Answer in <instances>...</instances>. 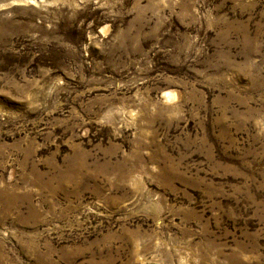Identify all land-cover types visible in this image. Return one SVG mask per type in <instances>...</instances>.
<instances>
[{"label": "rangeland", "instance_id": "1", "mask_svg": "<svg viewBox=\"0 0 264 264\" xmlns=\"http://www.w3.org/2000/svg\"><path fill=\"white\" fill-rule=\"evenodd\" d=\"M0 264H264V0H0Z\"/></svg>", "mask_w": 264, "mask_h": 264}]
</instances>
